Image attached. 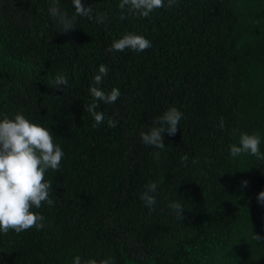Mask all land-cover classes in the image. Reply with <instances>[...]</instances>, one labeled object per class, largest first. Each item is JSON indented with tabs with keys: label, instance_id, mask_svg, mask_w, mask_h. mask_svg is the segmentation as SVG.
<instances>
[{
	"label": "trees",
	"instance_id": "obj_1",
	"mask_svg": "<svg viewBox=\"0 0 264 264\" xmlns=\"http://www.w3.org/2000/svg\"><path fill=\"white\" fill-rule=\"evenodd\" d=\"M56 2L0 0V120L22 114L64 152L45 173L53 204L31 209L44 227L0 232V264H264V163L229 153L240 133L259 134L264 153V0H177L146 18L81 0L92 18L67 32L49 14ZM58 4L75 15L72 0ZM125 34L152 46L108 52ZM100 65L108 75L93 85ZM60 74L68 83L53 88ZM92 86L121 94L95 102V127ZM171 107L183 113L176 134L145 145L140 132ZM153 182L149 210L140 196Z\"/></svg>",
	"mask_w": 264,
	"mask_h": 264
},
{
	"label": "clouds",
	"instance_id": "obj_2",
	"mask_svg": "<svg viewBox=\"0 0 264 264\" xmlns=\"http://www.w3.org/2000/svg\"><path fill=\"white\" fill-rule=\"evenodd\" d=\"M177 0H121L118 7L123 13L138 14L146 18L154 10L167 6L176 5ZM75 15L71 18L59 8L57 2L49 8V14L54 21L62 26L63 32H67L73 27L76 16L92 18L91 6L85 7L81 0H72ZM125 19V15H121ZM99 23H104L106 17L97 14ZM151 41L141 35L125 34L121 39L113 41L107 49L108 52H122L131 49L134 52H142L151 47ZM109 69L105 65H100L98 73L94 75L92 84L100 85L103 78L108 75ZM67 78L57 75L52 81L53 88L66 86ZM93 103L85 107L95 120L94 127L104 122L103 113L94 111L98 104L96 101L104 103H114L120 97L118 88L111 89L105 93L97 86L90 87ZM183 113L175 107L169 108L163 115L153 121V126L147 131H141L142 142L147 146L163 149V133L175 135ZM109 127H115V120L107 121ZM221 129L224 128V121H220ZM261 137L259 134L240 133L239 142L229 146L230 156L235 158L241 155H251L257 161L264 163V153L260 151ZM64 152L59 145L53 143V135L48 128L34 124L26 119L22 114L17 113L13 119L5 117L0 120V232L7 235L9 231L19 234L22 231L33 227L42 229L44 227V217L31 211L32 208L39 209L42 202L51 206L53 200L50 199L52 182L45 180V173L51 169L58 171ZM189 156L187 153L181 156V163L187 164ZM248 182L243 181L242 185L247 186ZM157 191L156 183L145 185L144 192L140 199L149 208L154 210ZM259 203L264 204V191L257 196ZM175 211L177 217L184 219L182 215L183 206L180 203H170L168 205ZM253 238L258 242L262 237L253 234ZM74 264H80V258L76 257ZM87 264H96V261H88ZM101 264H109L103 261Z\"/></svg>",
	"mask_w": 264,
	"mask_h": 264
}]
</instances>
